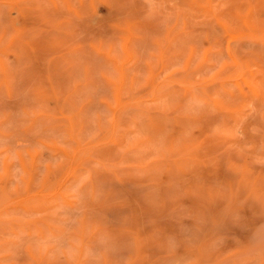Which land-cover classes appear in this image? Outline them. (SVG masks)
<instances>
[{
    "label": "rangeland",
    "instance_id": "rangeland-1",
    "mask_svg": "<svg viewBox=\"0 0 264 264\" xmlns=\"http://www.w3.org/2000/svg\"><path fill=\"white\" fill-rule=\"evenodd\" d=\"M0 264H264V0H0Z\"/></svg>",
    "mask_w": 264,
    "mask_h": 264
}]
</instances>
